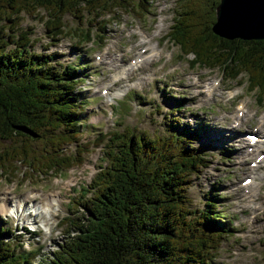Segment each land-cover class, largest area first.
I'll return each mask as SVG.
<instances>
[{"label": "trees", "instance_id": "16d2710c", "mask_svg": "<svg viewBox=\"0 0 264 264\" xmlns=\"http://www.w3.org/2000/svg\"><path fill=\"white\" fill-rule=\"evenodd\" d=\"M218 1L181 0L168 33L181 51L194 53L191 67L218 66L230 78L246 72L248 89L256 90L262 102L264 38H229L214 32ZM148 2L0 0V137L22 135L37 141L39 153L30 146L28 155L25 149L17 154L30 171L70 167L79 159L65 146L75 141L78 148L90 144L80 136L85 112L81 65L87 63L80 55L61 66L52 61L55 53L31 48L28 35L15 30L17 13L45 9L49 15L45 25L57 39L65 12L81 19L86 12L100 16L119 7L147 10ZM86 36L92 38V29ZM169 96L177 100L173 110L184 107V95ZM171 119L179 131L149 134L124 127L109 132V141L102 146L107 163L99 164L92 177L93 192L82 194L86 198L78 210L85 211L84 221L73 224L67 240L41 264H213L217 246L232 227L231 218L220 208V192L210 191L201 208L189 206L187 192L192 175L207 159L204 147L192 142L205 122L192 127L180 124L178 114ZM9 233V226H0V264L32 263L40 248L17 250Z\"/></svg>", "mask_w": 264, "mask_h": 264}, {"label": "rangeland", "instance_id": "374dc122", "mask_svg": "<svg viewBox=\"0 0 264 264\" xmlns=\"http://www.w3.org/2000/svg\"><path fill=\"white\" fill-rule=\"evenodd\" d=\"M180 1L149 0L147 10L119 7L100 16L86 12L81 19L68 11L61 17L63 31L56 35L57 39L49 35L45 25V19L49 16L45 9H23L17 13L15 30L28 35L31 48L55 53L52 54V61L59 62L61 66L75 62L80 55L83 56L82 61L87 63L81 65L83 80L80 88L83 103L85 100V112L81 115L84 126L80 136L82 142L88 141L90 144L78 148L75 141L65 146V151L75 153L79 160L70 167L63 166L59 171H30L27 162L17 158V154L25 149L28 155L30 146L39 153L42 149L35 147L37 141L34 143L22 135L0 137V198L4 197L10 204L31 191H37L38 198L46 192L57 197L53 203L54 213L48 220L45 218L49 217L48 212L34 215L24 212L22 220L0 209V226L6 225L12 229V234L7 236L16 243L17 250L40 248L41 254L38 255L39 252L29 264H41L50 258L54 250L67 240V230L72 232L75 229L73 224L84 221L85 211L78 210L86 198L82 194L90 195L93 192L90 184L92 177L99 164L107 163L102 146L109 141V132L123 130L124 127L149 134L179 131L180 126H175L171 119L177 114L180 124L187 122L197 127L205 122L200 134L192 141L194 145L204 147L207 159L205 165L192 175L187 188L189 206L201 208L208 192H221L218 193L223 196L219 198L220 208L231 218V225L234 224L222 237L212 263L264 264V157L258 170H241L237 167L244 149L246 151L249 145L243 131L252 129L254 123H263L264 105L257 103L256 90L247 89L246 73L240 75L244 83L232 87L239 81L225 77L220 67L189 65L194 53L181 51L179 44L168 33ZM87 29H92L90 40L86 36ZM100 35L104 37L103 42ZM154 45L161 51L160 55L150 56L133 65L127 64V70L117 73L114 81L110 80L115 76L116 66L126 64L138 48ZM112 52L116 57L123 54V60L116 65L109 64ZM95 55L102 60L97 62ZM166 59L167 64L160 68ZM174 64H178L176 69L165 71ZM216 80L218 83H215ZM196 81L210 88L215 86V94L205 95V91L198 93L197 88H193ZM101 88L106 92H101ZM119 90H125V93L116 94ZM234 93L237 95L231 97ZM168 94L184 95V107L173 110L177 107V100L167 97ZM237 99L242 100L246 107L240 124L233 126L232 123L239 118L236 115ZM220 127H223V134L216 139ZM262 128L264 123L261 124ZM104 131L105 135H100ZM240 147L244 148L242 153L237 152ZM257 152H254V156ZM251 173L254 179L250 182L252 187L249 194L258 193L246 197L242 195L244 187L238 183L243 176ZM9 194L11 197H8ZM34 196L31 194L27 198L24 209L35 202ZM253 203L259 204L262 211L256 213L251 207ZM50 222L51 232L47 231ZM29 227L36 230L31 231Z\"/></svg>", "mask_w": 264, "mask_h": 264}, {"label": "bare ground", "instance_id": "6f19581e", "mask_svg": "<svg viewBox=\"0 0 264 264\" xmlns=\"http://www.w3.org/2000/svg\"><path fill=\"white\" fill-rule=\"evenodd\" d=\"M219 16H221L222 18L227 19L226 21L231 22V24H233V22L235 23H242L243 27L245 28L247 31H252V30H259L260 27L261 29H264V0H223V3L220 5L219 7ZM241 24V25H242ZM241 27V26H239ZM236 28V27H235ZM238 28V27H237ZM238 35L244 36L242 34V32H238ZM161 51L157 49V47L154 45L151 48V53L150 55L155 56V55H160ZM140 56L136 57V61L139 60H143V58H139ZM139 58V59H138ZM118 61V57L114 56V53H112L111 55V59L108 61L109 64H117L116 62ZM132 62V61H130ZM168 62V59H166V61L160 66V68L164 67ZM117 67V71L115 72V76L114 78L117 77V73H120L122 71H125V66H116ZM178 67V64H174L172 65V67H169L165 70V71H172L174 69H176ZM155 74V73H154ZM113 77V76H112ZM196 85L193 86V88H197L196 90H198V93H200V91L202 89H200L201 85H200V81H196ZM190 84H192V82H190ZM215 86L212 89L208 88V92L215 94L214 90H215ZM206 95V94H205ZM221 128V127H220ZM222 131L220 130L219 135L222 136ZM264 136V133H263ZM261 140V139H259ZM264 140V139H262ZM264 143V141H263ZM243 147H240L238 149V153H242L243 152ZM239 167H241L244 170H248L249 166L246 164V160L244 158L243 162L239 165ZM264 176V175H263ZM37 191H31L30 193L24 195L23 197H20L18 199H14V203H10L7 204V201L4 198H0V209L2 207L3 211L6 212H12V215L15 216L16 218H21L22 220H24V216L22 215V211L20 213H18V211L15 210V208H18L21 206L22 202H25L27 199V196H30L31 194H34V201L31 206H42L44 207L47 211L49 217H45L47 220L50 218V216L54 213V209H53V203H55V201L57 200V197H55L54 195H50L53 193H49L46 192L44 195L41 196V198L37 197ZM258 192H254L251 195L255 196ZM250 201L253 202V200L251 199ZM251 207L256 210V213L261 212V206L257 203H253L251 205ZM15 210V211H14ZM18 210V209H17ZM36 216H34L35 219ZM52 230V223L50 222L47 226V231L51 232Z\"/></svg>", "mask_w": 264, "mask_h": 264}, {"label": "water", "instance_id": "95a60500", "mask_svg": "<svg viewBox=\"0 0 264 264\" xmlns=\"http://www.w3.org/2000/svg\"><path fill=\"white\" fill-rule=\"evenodd\" d=\"M222 3H223V0H219V2L217 3L215 7V20L211 26L214 32L220 35H224L229 38H232V37H240V38H245V39L264 38V29H261V27L259 30L247 31L245 28H242L243 27L242 23L233 22V24H231V22L226 21L227 19L219 16V7ZM238 32H242L244 36L238 35Z\"/></svg>", "mask_w": 264, "mask_h": 264}]
</instances>
